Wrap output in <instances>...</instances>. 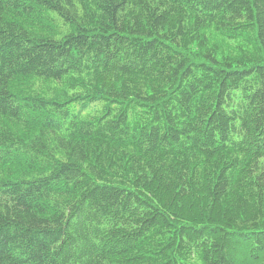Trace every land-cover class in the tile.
<instances>
[{"label":"trees","instance_id":"16d2710c","mask_svg":"<svg viewBox=\"0 0 264 264\" xmlns=\"http://www.w3.org/2000/svg\"><path fill=\"white\" fill-rule=\"evenodd\" d=\"M0 264H264V0H0Z\"/></svg>","mask_w":264,"mask_h":264},{"label":"rangeland","instance_id":"374dc122","mask_svg":"<svg viewBox=\"0 0 264 264\" xmlns=\"http://www.w3.org/2000/svg\"><path fill=\"white\" fill-rule=\"evenodd\" d=\"M218 43L220 46L221 53L229 54L231 56L236 55L241 48L246 49V46L241 42H233V41L218 39Z\"/></svg>","mask_w":264,"mask_h":264}]
</instances>
